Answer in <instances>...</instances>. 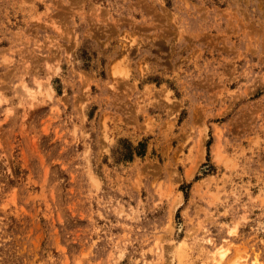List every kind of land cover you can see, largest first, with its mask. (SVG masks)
<instances>
[{"label":"rangeland","instance_id":"obj_1","mask_svg":"<svg viewBox=\"0 0 264 264\" xmlns=\"http://www.w3.org/2000/svg\"><path fill=\"white\" fill-rule=\"evenodd\" d=\"M0 264H264V0H0Z\"/></svg>","mask_w":264,"mask_h":264},{"label":"trees","instance_id":"obj_2","mask_svg":"<svg viewBox=\"0 0 264 264\" xmlns=\"http://www.w3.org/2000/svg\"><path fill=\"white\" fill-rule=\"evenodd\" d=\"M209 145V144H208ZM142 146V144H140ZM133 149L132 148H127L125 152L120 153V156L118 157V162L120 161H132L133 160ZM140 156L144 155V151H141L138 153ZM185 198H188V195H185Z\"/></svg>","mask_w":264,"mask_h":264},{"label":"bare ground","instance_id":"obj_3","mask_svg":"<svg viewBox=\"0 0 264 264\" xmlns=\"http://www.w3.org/2000/svg\"><path fill=\"white\" fill-rule=\"evenodd\" d=\"M215 256H216L215 254H212V255H211L212 258H215Z\"/></svg>","mask_w":264,"mask_h":264}]
</instances>
